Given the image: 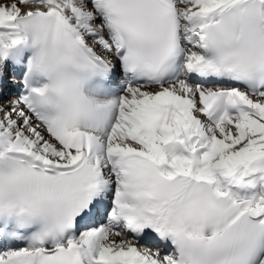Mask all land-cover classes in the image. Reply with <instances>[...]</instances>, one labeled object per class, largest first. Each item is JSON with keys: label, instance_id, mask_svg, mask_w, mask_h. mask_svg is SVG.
Returning <instances> with one entry per match:
<instances>
[{"label": "snow or ice", "instance_id": "6c2138e0", "mask_svg": "<svg viewBox=\"0 0 264 264\" xmlns=\"http://www.w3.org/2000/svg\"><path fill=\"white\" fill-rule=\"evenodd\" d=\"M0 264H264V0H0Z\"/></svg>", "mask_w": 264, "mask_h": 264}]
</instances>
